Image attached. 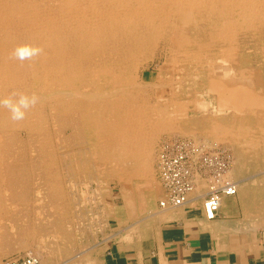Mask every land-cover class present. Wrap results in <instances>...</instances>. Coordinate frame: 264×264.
I'll list each match as a JSON object with an SVG mask.
<instances>
[{"label":"bare ground","instance_id":"bare-ground-1","mask_svg":"<svg viewBox=\"0 0 264 264\" xmlns=\"http://www.w3.org/2000/svg\"><path fill=\"white\" fill-rule=\"evenodd\" d=\"M46 8L53 9L47 11ZM17 24L21 26L19 32L24 37L21 45L43 48L41 55L31 61L20 62L10 58L13 49L18 46L12 39L13 28ZM0 33L4 37L0 41V97L17 91L29 95L35 93L40 98L23 121H11L8 110L0 109V209L3 208L4 212L7 202H23L25 210H29L31 202L26 198L28 194L36 188L41 193L40 187H45L41 184L34 188L29 183L31 177L43 180L52 196L58 198L62 193L59 187H62L60 180L63 176L61 178L57 169L58 151L65 141L61 135L68 128L71 129L69 145H80L86 152L89 150L94 162L104 164V174L121 180L123 177L125 180L139 177L150 182L156 136L161 132L192 130L188 120L192 97L188 98L189 101L183 99L177 89L184 84L194 85L198 80H194L193 76L202 79L198 83L208 87L220 102L222 110L236 111L228 121L212 118L195 121L202 130L210 131L208 140H232L236 149L256 150L259 146L264 152V92L250 84L255 74L246 68L249 66L244 62L249 60L248 56L240 51L244 50L250 37L259 39L264 36V0H0ZM160 48L163 54L157 77L160 83L154 91L157 101L153 103L148 92L149 83L140 79V72L144 73L151 65ZM169 65L172 67L169 68L171 74L178 75V80L186 79L178 83L176 91L175 82L165 72ZM239 66L244 68L240 71L236 68ZM50 122L54 127L49 126ZM49 127L54 129L56 141L51 140L60 144L58 148L53 145V150L49 148L52 142L46 134ZM21 130H28L31 139L40 134L42 138L36 140L39 155L30 158L27 150H20L18 138ZM195 142L198 143L197 140ZM239 150L237 152L241 153ZM256 157L253 158L258 160ZM242 158L245 159L244 156ZM64 165L67 166L65 162ZM88 169L91 170L90 167ZM199 184L202 186L204 183ZM237 187L240 189L241 185ZM155 195L154 192L146 194L150 205L156 200ZM55 204L60 210L64 209L63 202ZM63 222H51L48 230L52 233L58 231L66 224V219ZM32 225L35 226L30 222L25 226ZM2 238L0 242L5 241ZM8 253L0 244V264L2 257Z\"/></svg>","mask_w":264,"mask_h":264},{"label":"rangeland","instance_id":"rangeland-1","mask_svg":"<svg viewBox=\"0 0 264 264\" xmlns=\"http://www.w3.org/2000/svg\"><path fill=\"white\" fill-rule=\"evenodd\" d=\"M46 9H47V11H49V10H52L53 8H46ZM13 29H15V32L12 34L14 36V38L12 37V39H14L16 44L21 45V41L24 39L23 33L21 35L19 32V29H21V26L17 24V26H14ZM2 35L3 34L0 33V41L3 40V38H4ZM1 37H3V38H1ZM263 37L264 36L260 37L259 39H254L252 37H250V39L246 38L247 39V44L245 45L246 49L244 48V50H240V51H242L243 54H246L248 56L247 58L249 60H246L244 62V63L248 64L247 66H249L246 68L251 70V73L255 74L253 77V80H252L253 82H251L250 84H252V86L254 88H257L259 91H262V92H264V75H263L264 74V54H263L264 53V38ZM251 38H252V40H251ZM19 40H20V42H19ZM256 41H257V43H256ZM251 43H253V44H251ZM256 44H257V46H256ZM240 51H238V52H240ZM257 53H259V54H257ZM158 54L162 55V58ZM155 57L156 58L153 59L154 61L152 60L151 65L147 69L144 70V73L140 72V75L142 76V77L140 76L141 77L140 79H145L149 83L150 87H148V92L150 95H152L153 103L155 101H157V98H156L157 96L154 93V91H156L158 84L160 83V81L157 80V77H159V73H160V70H159L160 66L159 65L162 64L161 59H163L162 48H160V50L159 49L157 50V52L155 53ZM169 68H172V67L170 65L166 66L165 72L168 73L169 79L172 82L173 81L175 82L174 90L176 91V89L179 87L178 83L182 82L184 79L178 80L179 76L174 75V74L172 75L171 69H169ZM236 68L240 69V71H241V69H243L244 66H239ZM190 75H192V74H190ZM190 75H188V76H190ZM258 76H260L259 79H258ZM165 78L167 79V77H165ZM193 78H195L194 80H198L199 82H200V80H202L201 78H198V76L197 77L193 76ZM173 79H175V80H173ZM198 81L197 82L195 81L196 83H194V85L187 86L186 84H184L182 86V88L179 87L177 89V90H179L180 93H182L181 97L183 99L189 101L190 99H188V98L192 97V99H191L192 101H189V104L191 106V108H190L191 112H190V115L188 117V120L190 121L189 125L192 127V130H184L185 132L183 131V133H181L180 130H178V131L173 130V131H170L167 133L161 132L160 133L161 135L156 136L154 144H153V146H154V149H153L154 157L156 158L155 159L153 157V164L156 167L153 164L151 165V174H152L151 178L152 179L150 182H147V181H145L139 177H136L132 180L131 179L125 180L123 177L121 180L118 177L109 176L107 174H104L102 172V171H104V164H98V163L94 162L93 158H91V155L89 154L90 153L89 150L86 152L84 149H81V147H79L80 145H77L78 147L77 146L74 147L73 144L69 145L71 143V140H70L71 129L70 128H68V130L63 131L64 134L61 135L62 140L65 139V141H64L65 144H67L69 142L67 145H65L64 143H63V145H62V143L60 145L57 142H55L56 140H55L54 134H53L54 129L53 128H52L53 130L51 129V127H54V124L50 122L49 126H51V127H49V131L48 130L46 131V134L48 135V137L50 139V143L52 142L51 144H49L50 150L52 149L51 147L53 145L57 148L60 145V151H58V158L60 161L58 160L59 163H57V169L61 174V178L63 176L62 180H60V184H62V183L63 184L60 185L62 187H59V188H61L60 190H63L62 193L64 195L59 191L60 193L58 195V198H57V196H52V194L48 193L49 191L46 187L47 185L43 182V180L38 179L36 177H33V178L31 177L29 183L34 188L37 186H41V184L43 187L45 186L44 187L45 189L44 188L42 189V187H40L41 193H38V191L36 190L37 188H36V189H33V192L29 193L28 196L26 197L28 199V201L31 202V204L29 203L30 204L29 210L30 209H33V210L32 211L31 210L29 211L27 209L25 210L26 204L24 203L25 204V207H24L23 202H21L22 204L20 202H18L20 204L19 206L17 205L18 204L17 202L14 203L15 205L7 202V207H6V205L4 207L5 210L7 211V214H5L6 211L4 212L3 208L0 209L1 210L0 214H2V215H0V219L3 220V221L0 220V234L4 238V239L2 238V240H5L4 242L1 241L0 244L1 245L3 244V247L6 248V250L9 252L8 254H6L2 257V264H4V262L8 258H24L28 255H33V256L39 257L42 264H68L69 260L83 255L86 252V250L90 249L96 243L101 241L107 233V226H108V224H107V217H108L107 212L108 211H107L105 204H106V201L109 199V196H111V194L112 195L114 194L115 196H117V198H118L117 200L121 204L126 202L130 206L137 205L139 207V205H140L139 208L144 209L145 211H146V209H148L147 211H158V210H160L161 209L160 202L165 199L166 190L164 188V184H163V181L161 179L160 172H159L160 171V169H159V157H160V152L162 150L163 145L167 141H170L172 139L184 138V139L192 140L194 142L197 140L198 144L202 145L206 150H212V149H216V148L226 149L230 153V155L232 156L233 163L231 166L235 165L234 167H232V169L234 168L233 170L230 169V176L233 179L236 176V172H238L240 169L242 171V168H243L242 166L244 165V163L246 161H247L246 163L251 162L252 159H253V162H255V163L251 162L252 163L251 167H253V169H251V167H248L250 170V173L252 175H254L255 173L256 174H258V173L264 174V164H263L264 152L262 151L261 147L258 146L257 148H255L256 150L246 149L245 151L244 150L242 151L239 147H238V149H236L237 146L232 144V140L230 142L224 141V140H215L213 138H210L208 140L210 131L209 130H202L201 125L196 124L195 121H198V119L205 120L206 118H212V119L219 120V121L220 120L228 121L232 117V114L236 112L233 109H231L233 112L231 110H222V107H220V105H219L220 102L216 99V97L213 95V93L210 92L208 87L200 86V83H198ZM154 82H156L155 86H154ZM185 87H186V89H185ZM177 98L179 99V96ZM165 102H167L166 99H165ZM211 103L214 106L211 105ZM207 104H209L211 106H209V105L205 106ZM195 106H197V109H195ZM212 106L215 108V111H214V108H212ZM205 108H206V110H205ZM229 111H230V113H229ZM47 113H48V109H47ZM218 113H221V114H218ZM171 132H173V133H171ZM188 134H190V135H188ZM194 134H195V136H194ZM196 134L198 135V137L196 136ZM64 135H66V136H64ZM191 135H193V136H191ZM50 136H51V138H50ZM189 136H191V137H189ZM39 137L42 138L40 136V134L38 135L37 138H39ZM194 137L199 138L201 141L199 139L194 138ZM37 138H34L35 140L31 139L30 136L28 135V130H25V131L21 130L19 132V138H18L20 141V144H18L19 148H20V150H24V149L27 150L28 154L30 155V158L36 156L37 154L39 155L40 149H38V144H37L38 142H36ZM204 138H207L208 141L206 139L204 140ZM51 139L52 140L54 139L55 141H52ZM67 140H68V142H67ZM242 141H246V140L242 139ZM204 142H207V143L205 144ZM56 143H57V145H55ZM229 144H231V145H229ZM155 145H156V147H155ZM208 145L211 147L209 148ZM54 146H53V148H54ZM61 147H63V148H61ZM238 150L241 151V153L240 152L238 153L237 152ZM61 151H62V154H60ZM254 151L255 152L258 151V152H256L258 155H256V153H254L255 156H258V157H256L257 159L259 158L258 160L254 159L255 158V156L253 154ZM234 152H235V154H234ZM85 153H86V155H85ZM236 154H238V155H236ZM244 154H246V155H244ZM249 155L251 156L252 159L250 158ZM242 156H244L245 159H243ZM261 157L263 158L262 159L263 161H261ZM63 158H64V160H63ZM234 158H236V159H234ZM241 158H242V161H241ZM247 159H251V160L249 161ZM69 161H70V164H69ZM64 162H65V164H67V166L64 165ZM80 162H81V164H80ZM129 164H131V162H129ZM238 164H240V165H238ZM253 164H255V165H253ZM256 164H257V166H256ZM58 165H59V167H58ZM102 165H103V167H102ZM86 167L87 168L90 167L91 170L90 169L87 170ZM127 167H130V165H127ZM255 167H257V168H255ZM69 168H71V169H69ZM156 168H157V170H156ZM76 170L79 173L76 172ZM84 171H86L85 172L86 174L84 173ZM259 171L260 172L263 171V172L260 173ZM61 172L63 173V175ZM66 174H68V175H66ZM80 174H81V176H80ZM65 177H67L68 179ZM104 177H106V178H104ZM135 179L137 181L138 180H140V181L137 182ZM234 180L237 181L236 178ZM62 181H64V182H62ZM123 182H126L128 185L126 183H123ZM200 182H203V181L199 180V183ZM33 183L36 185L34 186ZM78 183H79V185H78ZM204 184H201L202 185V186H200L201 190L203 188L205 189V185H206V189H207V184H205V185ZM133 187L136 190L133 189ZM125 188L127 189V191ZM138 188H139V190H138ZM123 189H125V190H123ZM153 189H154V191H153ZM128 190L131 192L128 193L129 192ZM43 191H44V193H43ZM45 191H46V193H45ZM157 191H159V192L157 193ZM153 192L156 194L155 195L156 200L154 202H151V205H150V202H148L146 199V194L151 195V193H153ZM126 193H128L129 195ZM55 195H57V194H55ZM141 195H142V199H141ZM130 196H134V198L133 197L130 198ZM124 197H126V198H124ZM130 199H131V201H128ZM47 200H49V202ZM59 202H63V204H64L63 210H60L58 208V206H56L55 203H59ZM65 202L67 204H65ZM131 202H133V203L130 204ZM50 203L52 205H50ZM31 205H32V207H30ZM48 205H50V206L48 207ZM8 207H10V208H8ZM50 208H52L53 210ZM56 209H59V210H56ZM53 211L55 212V214ZM56 214H57V216H56ZM51 217H53V218H51ZM65 219H66V224H64ZM58 220H63L64 226H62L61 229H59L58 231H54L52 233V231L48 230V228H50L49 224L53 221L57 222ZM30 222H31V224L32 223L35 224V226H33V225H32V227L25 226ZM43 223L45 224V226L43 225ZM27 227H28V229H32V231L30 230V232H29ZM63 227L65 228V230ZM60 230H61V232H59ZM62 231H64L65 233ZM56 232H58V233H56ZM51 233L53 236L51 235ZM27 240H28V242H27Z\"/></svg>","mask_w":264,"mask_h":264},{"label":"crops","instance_id":"crops-1","mask_svg":"<svg viewBox=\"0 0 264 264\" xmlns=\"http://www.w3.org/2000/svg\"><path fill=\"white\" fill-rule=\"evenodd\" d=\"M250 163L236 172L238 194L224 197L212 220L204 210L206 185L198 184L187 204L163 211L121 204L111 194L105 237L68 264H264V174L251 176Z\"/></svg>","mask_w":264,"mask_h":264},{"label":"built area","instance_id":"built-area-1","mask_svg":"<svg viewBox=\"0 0 264 264\" xmlns=\"http://www.w3.org/2000/svg\"><path fill=\"white\" fill-rule=\"evenodd\" d=\"M232 156L223 148L206 150L202 145L183 138L167 141L160 152V176L166 189L162 208L179 207L190 201L199 180H208L204 210L208 219L219 215L222 200L237 194L238 183L229 172ZM4 264H42L36 256L8 258Z\"/></svg>","mask_w":264,"mask_h":264},{"label":"clouds","instance_id":"clouds-1","mask_svg":"<svg viewBox=\"0 0 264 264\" xmlns=\"http://www.w3.org/2000/svg\"><path fill=\"white\" fill-rule=\"evenodd\" d=\"M43 52V48L29 44L18 45L13 49L10 58L20 62L31 61ZM39 96L13 91L7 97H0V109H7L10 120L19 122L26 119L28 112L39 103Z\"/></svg>","mask_w":264,"mask_h":264}]
</instances>
